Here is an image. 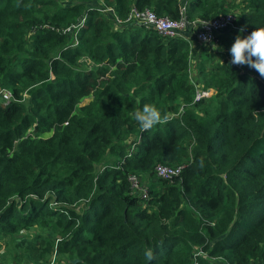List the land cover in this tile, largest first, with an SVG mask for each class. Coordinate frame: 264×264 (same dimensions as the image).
<instances>
[{
  "label": "trees",
  "instance_id": "trees-1",
  "mask_svg": "<svg viewBox=\"0 0 264 264\" xmlns=\"http://www.w3.org/2000/svg\"><path fill=\"white\" fill-rule=\"evenodd\" d=\"M108 8L189 25L168 38ZM227 13L217 48L197 39ZM257 27L264 0H0V248L40 228L17 243L37 264H264V77L230 65ZM146 103L170 122L141 131Z\"/></svg>",
  "mask_w": 264,
  "mask_h": 264
},
{
  "label": "built area",
  "instance_id": "built-area-1",
  "mask_svg": "<svg viewBox=\"0 0 264 264\" xmlns=\"http://www.w3.org/2000/svg\"><path fill=\"white\" fill-rule=\"evenodd\" d=\"M109 11L113 12V8H108ZM114 14V19L116 23L124 24L135 21L137 24H142L147 28H153L159 32L162 36L168 38H176V37H184V31L187 29L189 22L186 18L174 19L168 15L158 16L153 10L145 9V10H136L134 9L132 13H130L129 17L123 21ZM84 20L80 23H83ZM195 26L194 34L197 39L201 42H204L205 37H210L209 44L217 45L219 43L220 35L223 31L234 28L235 27V15L233 13H227L221 15L217 18H213L207 21H196L193 22ZM79 25H75L77 27ZM67 30H70L67 29ZM214 93L213 89H204L202 87L198 88L196 100H201L202 98L209 97ZM0 94L3 99L9 100L12 96V93L7 90H1ZM184 165L177 167H170L165 165H158L156 168L157 174L160 177L170 179L175 176H178L182 173ZM133 181V185L136 187H140L137 184H134V181L138 180L136 177H131Z\"/></svg>",
  "mask_w": 264,
  "mask_h": 264
},
{
  "label": "clouds",
  "instance_id": "clouds-1",
  "mask_svg": "<svg viewBox=\"0 0 264 264\" xmlns=\"http://www.w3.org/2000/svg\"><path fill=\"white\" fill-rule=\"evenodd\" d=\"M239 32L242 34L244 28L242 27ZM209 41L210 37L204 38L206 45ZM212 46L214 49L218 47L215 44ZM230 55L232 57L230 65H246L255 69L261 77H264V27H257L246 37L237 35L230 48ZM134 119L139 124L141 131H149L158 124L170 122L167 113H162L160 109L150 103L144 104L141 110H137L134 113ZM145 256L148 261L154 259L153 252L150 249L145 253Z\"/></svg>",
  "mask_w": 264,
  "mask_h": 264
},
{
  "label": "rangeland",
  "instance_id": "rangeland-1",
  "mask_svg": "<svg viewBox=\"0 0 264 264\" xmlns=\"http://www.w3.org/2000/svg\"><path fill=\"white\" fill-rule=\"evenodd\" d=\"M192 76H195V72L193 71ZM134 184L138 185L137 181H134ZM134 187L136 188V186ZM38 233H41L40 228H34L32 231L20 234L15 240H13L12 237H7L6 241L1 245L4 246L0 248V264H37L39 261V252L26 246L17 247V243L23 238L31 241ZM59 258V254L54 252L53 255L48 258V264H61Z\"/></svg>",
  "mask_w": 264,
  "mask_h": 264
},
{
  "label": "water",
  "instance_id": "water-1",
  "mask_svg": "<svg viewBox=\"0 0 264 264\" xmlns=\"http://www.w3.org/2000/svg\"><path fill=\"white\" fill-rule=\"evenodd\" d=\"M77 261H78V259L73 260V262H77Z\"/></svg>",
  "mask_w": 264,
  "mask_h": 264
}]
</instances>
